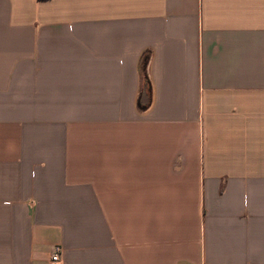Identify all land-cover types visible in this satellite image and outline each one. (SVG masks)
Masks as SVG:
<instances>
[{"label": "crops", "instance_id": "obj_1", "mask_svg": "<svg viewBox=\"0 0 264 264\" xmlns=\"http://www.w3.org/2000/svg\"><path fill=\"white\" fill-rule=\"evenodd\" d=\"M54 248L264 264V0H0V264Z\"/></svg>", "mask_w": 264, "mask_h": 264}, {"label": "built area", "instance_id": "obj_2", "mask_svg": "<svg viewBox=\"0 0 264 264\" xmlns=\"http://www.w3.org/2000/svg\"><path fill=\"white\" fill-rule=\"evenodd\" d=\"M49 264H60V249L59 248H54L50 256Z\"/></svg>", "mask_w": 264, "mask_h": 264}, {"label": "trees", "instance_id": "obj_3", "mask_svg": "<svg viewBox=\"0 0 264 264\" xmlns=\"http://www.w3.org/2000/svg\"><path fill=\"white\" fill-rule=\"evenodd\" d=\"M143 78H144V81L146 82V76H145V74L143 75ZM148 83H146V88L148 87V85H147Z\"/></svg>", "mask_w": 264, "mask_h": 264}]
</instances>
